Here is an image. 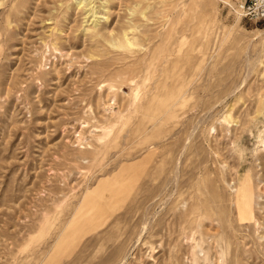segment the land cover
Listing matches in <instances>:
<instances>
[{"label":"rangeland","instance_id":"obj_1","mask_svg":"<svg viewBox=\"0 0 264 264\" xmlns=\"http://www.w3.org/2000/svg\"><path fill=\"white\" fill-rule=\"evenodd\" d=\"M240 1L0 0V264H264Z\"/></svg>","mask_w":264,"mask_h":264},{"label":"built area","instance_id":"obj_2","mask_svg":"<svg viewBox=\"0 0 264 264\" xmlns=\"http://www.w3.org/2000/svg\"><path fill=\"white\" fill-rule=\"evenodd\" d=\"M236 8L247 20H264V0H242L236 4Z\"/></svg>","mask_w":264,"mask_h":264},{"label":"bare ground","instance_id":"obj_3","mask_svg":"<svg viewBox=\"0 0 264 264\" xmlns=\"http://www.w3.org/2000/svg\"><path fill=\"white\" fill-rule=\"evenodd\" d=\"M169 99V98H168ZM168 101V100H167ZM240 205V204H239ZM253 215V212H251L250 209L246 210L245 216H249V218ZM253 217V216H252ZM245 221V218H244Z\"/></svg>","mask_w":264,"mask_h":264}]
</instances>
